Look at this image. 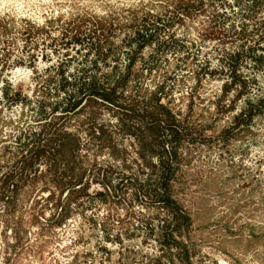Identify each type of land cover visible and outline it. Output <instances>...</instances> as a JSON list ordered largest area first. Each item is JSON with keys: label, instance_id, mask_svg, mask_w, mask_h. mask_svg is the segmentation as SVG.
<instances>
[{"label": "rangeland", "instance_id": "rangeland-1", "mask_svg": "<svg viewBox=\"0 0 264 264\" xmlns=\"http://www.w3.org/2000/svg\"><path fill=\"white\" fill-rule=\"evenodd\" d=\"M0 264H264V0H0Z\"/></svg>", "mask_w": 264, "mask_h": 264}]
</instances>
